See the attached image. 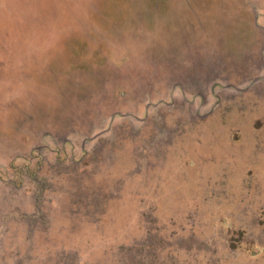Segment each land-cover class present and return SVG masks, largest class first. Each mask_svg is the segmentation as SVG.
<instances>
[{
	"label": "rangeland",
	"instance_id": "374dc122",
	"mask_svg": "<svg viewBox=\"0 0 264 264\" xmlns=\"http://www.w3.org/2000/svg\"><path fill=\"white\" fill-rule=\"evenodd\" d=\"M0 264H264V0H0Z\"/></svg>",
	"mask_w": 264,
	"mask_h": 264
}]
</instances>
